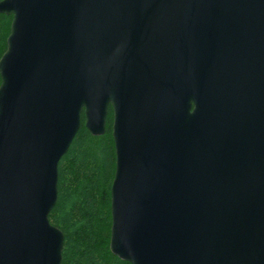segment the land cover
Segmentation results:
<instances>
[{"label":"water","instance_id":"obj_1","mask_svg":"<svg viewBox=\"0 0 264 264\" xmlns=\"http://www.w3.org/2000/svg\"><path fill=\"white\" fill-rule=\"evenodd\" d=\"M0 264H62L59 163L116 155L111 252L264 264V0H2Z\"/></svg>","mask_w":264,"mask_h":264},{"label":"trees","instance_id":"obj_2","mask_svg":"<svg viewBox=\"0 0 264 264\" xmlns=\"http://www.w3.org/2000/svg\"><path fill=\"white\" fill-rule=\"evenodd\" d=\"M12 21V16L0 14V59L7 49ZM84 122L83 116L59 163L58 201L50 213L52 225L65 236L62 264H130L110 250L111 187L116 170L112 108L104 135H91Z\"/></svg>","mask_w":264,"mask_h":264}]
</instances>
